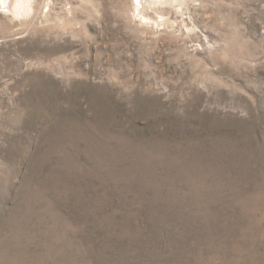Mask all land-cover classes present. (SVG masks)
Masks as SVG:
<instances>
[{
  "label": "rangeland",
  "instance_id": "rangeland-1",
  "mask_svg": "<svg viewBox=\"0 0 264 264\" xmlns=\"http://www.w3.org/2000/svg\"><path fill=\"white\" fill-rule=\"evenodd\" d=\"M28 1L0 3V264H264V0Z\"/></svg>",
  "mask_w": 264,
  "mask_h": 264
},
{
  "label": "bare ground",
  "instance_id": "bare-ground-1",
  "mask_svg": "<svg viewBox=\"0 0 264 264\" xmlns=\"http://www.w3.org/2000/svg\"><path fill=\"white\" fill-rule=\"evenodd\" d=\"M11 1L12 2H10L9 8L14 15L15 14H22V12L26 11L30 6L28 0H11ZM134 2H137L136 5L138 6L139 3H141V0H134ZM0 3L4 4V3H6V0H1Z\"/></svg>",
  "mask_w": 264,
  "mask_h": 264
}]
</instances>
